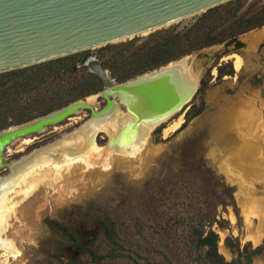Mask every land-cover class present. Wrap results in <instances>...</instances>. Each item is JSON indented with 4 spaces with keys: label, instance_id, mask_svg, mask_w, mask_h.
Wrapping results in <instances>:
<instances>
[{
    "label": "rangeland",
    "instance_id": "rangeland-1",
    "mask_svg": "<svg viewBox=\"0 0 264 264\" xmlns=\"http://www.w3.org/2000/svg\"><path fill=\"white\" fill-rule=\"evenodd\" d=\"M263 6L264 0H232L211 15L201 13L74 54L66 68L53 64L25 72L19 83L27 79L28 86L17 96L11 93L9 114L22 109L29 121L85 98L98 110L106 104L100 79L96 80L97 91L75 99L83 83L94 76L86 65L89 58L97 57L112 78L123 82L154 70L146 63V55L177 32H186L199 23L216 32L226 31L224 42L180 57L189 56L188 63L200 72L199 89L190 107L154 128L135 155L114 153L109 156L108 167L80 161L61 171L39 169L29 175V189L24 196L8 195L15 205L17 199L27 198L40 187L38 194L13 207L20 213L8 232L15 252L5 256L6 252L1 251L0 264H62L55 255L67 261L81 257L83 264H134L130 259L94 261L89 252L82 254L80 245L72 249L68 244L71 229L78 243L98 254V247H104L102 239H96L101 231L98 219L108 215L117 221L125 245L143 257L133 253L143 264L145 258L153 264H207L188 242L192 223H204L207 230L219 234L218 248L228 261L237 259L238 253L228 247L227 238L241 248L248 243L253 247L262 245L264 26L235 37L231 36V27L240 16L250 17ZM259 34L261 38L255 42ZM237 59L242 63L238 69ZM220 67L225 71L232 68L234 73L220 76ZM89 116L90 111L83 110L42 134L16 141L9 146L5 160L18 159L61 137ZM12 119H8L10 126L21 124L11 123ZM107 142V135L101 133L97 144L104 146ZM90 151L93 155L101 150L92 147ZM214 218L218 222L212 225L206 221ZM48 219L63 224L59 233L65 235L64 239L54 234ZM4 224L0 243L11 246L2 236ZM64 244L65 248L60 249ZM251 264H264V255L254 257Z\"/></svg>",
    "mask_w": 264,
    "mask_h": 264
},
{
    "label": "water",
    "instance_id": "water-1",
    "mask_svg": "<svg viewBox=\"0 0 264 264\" xmlns=\"http://www.w3.org/2000/svg\"><path fill=\"white\" fill-rule=\"evenodd\" d=\"M230 1L0 0V74L133 38ZM188 57L123 82H117L97 57H91L86 65L104 87L102 96L106 104L101 109L97 110L88 98L78 99L0 130V228L5 223L2 236L13 245L0 243V252L5 251V256L15 252L8 232L20 213L14 212L13 207L40 192V187H36L34 193L23 197L29 189L30 174L49 168L61 171L80 161L108 167L110 155H135L154 128L190 107L201 74L193 70ZM83 110H89L90 116L72 131L18 159L5 160L9 146L16 141L42 134ZM101 133L108 137L104 146L97 144ZM92 147L101 151L90 155ZM21 187L24 190H17ZM12 193L23 195L15 205L8 197Z\"/></svg>",
    "mask_w": 264,
    "mask_h": 264
},
{
    "label": "trees",
    "instance_id": "trees-1",
    "mask_svg": "<svg viewBox=\"0 0 264 264\" xmlns=\"http://www.w3.org/2000/svg\"><path fill=\"white\" fill-rule=\"evenodd\" d=\"M239 1V0H237ZM222 5L215 7L213 9L204 12V16L213 14ZM238 26L235 29L234 26ZM231 27L233 37L245 33L249 30L256 29L264 26V6L258 10L255 14L250 17L240 16L236 19ZM226 31H219L212 27L206 29L202 24H196L192 29L186 32H177L170 38L166 39L163 43H159L151 48L149 53L146 55V63L156 69L163 66L171 61L179 59L181 56L191 53L193 51L200 50L202 48L222 43L227 40L225 37ZM74 55L42 63L39 65L31 66L28 68L11 71L8 73L0 74V130L9 127L11 124L8 122L9 117L13 116L11 123L17 122L22 123L27 120L24 118L25 112L21 111L17 114H9L11 93L14 95L21 94L25 91V87L28 86V80L26 79L23 83H19V78L24 75L25 72L36 68L38 66H52L53 64L61 65V68H66L70 63ZM65 63L67 65H65ZM220 76L232 75L234 70L231 68L229 71H225L223 67L219 68ZM18 77V79H16ZM16 79L13 85L9 86V82ZM96 80L99 78L94 75L92 78L86 80L80 87L79 93H77L76 98H81L94 91ZM22 88V89H21ZM232 190V188H230ZM79 208V207H78ZM101 227V231L96 235V239H102V244L104 247H98L99 253H94L91 249L81 245L76 241L75 233L71 229H68L71 234L67 239L68 244L70 243L71 248L75 249L80 245L82 254H89L93 257L94 261L98 260H113V259H130L134 264H143L137 257L143 258L141 255L136 253L132 248L125 245V240L120 237V233L117 229V221L111 215L106 216L104 220L98 219ZM210 225L214 222H218L217 219L206 220ZM50 226L53 229L54 234H59L60 238H65V235L59 233V227L63 226L57 219H48ZM209 225V227H210ZM188 242L192 244V247L198 253L202 255L207 260V264H251L254 257L264 255V243L257 247H253L251 243H248L241 248L240 245L236 244L231 238H227L226 242L228 247H230L234 252L238 253V258L232 261H228L223 254L220 253L218 245L220 242L219 234L213 229H206L204 223H192L191 229L188 235ZM65 244L60 246V249L65 248ZM133 253L137 256L134 257ZM62 264H83L82 258L78 257L75 261H67L61 257V255H55ZM145 264H153L148 258H145Z\"/></svg>",
    "mask_w": 264,
    "mask_h": 264
},
{
    "label": "bare ground",
    "instance_id": "bare-ground-1",
    "mask_svg": "<svg viewBox=\"0 0 264 264\" xmlns=\"http://www.w3.org/2000/svg\"><path fill=\"white\" fill-rule=\"evenodd\" d=\"M238 58V57H237ZM241 60H239V59H237L236 61H235V67L238 69V68H240L241 67ZM180 120V119H179ZM175 126L177 125V124H174ZM175 126H173L174 128H175ZM167 132V131H166ZM90 134H92V132L90 133ZM90 134H89V137H92V135L90 136ZM235 167V166H234ZM233 170V169H232ZM262 210V209H261ZM252 211V210H251Z\"/></svg>",
    "mask_w": 264,
    "mask_h": 264
},
{
    "label": "crops",
    "instance_id": "crops-1",
    "mask_svg": "<svg viewBox=\"0 0 264 264\" xmlns=\"http://www.w3.org/2000/svg\"><path fill=\"white\" fill-rule=\"evenodd\" d=\"M260 38H261V35H260V34H259V35H256V36L254 37V41H255V42H258Z\"/></svg>",
    "mask_w": 264,
    "mask_h": 264
}]
</instances>
